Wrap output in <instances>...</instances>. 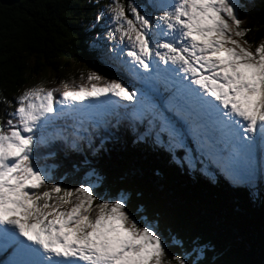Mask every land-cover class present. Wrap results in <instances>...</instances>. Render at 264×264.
Masks as SVG:
<instances>
[{
  "label": "snow or ice",
  "instance_id": "obj_1",
  "mask_svg": "<svg viewBox=\"0 0 264 264\" xmlns=\"http://www.w3.org/2000/svg\"><path fill=\"white\" fill-rule=\"evenodd\" d=\"M240 7L238 0H110L105 6V39L118 43H97V56L137 79L163 78L162 106L120 76L98 72L81 74L80 84L36 85L16 97L14 110L0 119V252L10 251L7 264H164L168 241L151 223L141 224L127 193L101 198L91 181L66 187L57 165L47 163L57 155L56 141L66 155L85 145L93 155L100 151L102 130L114 127L108 117L122 107L131 109L137 140L170 151L184 147L182 121L233 183L254 187L258 175L264 180V40H247ZM3 103L11 105L7 98ZM173 261L197 264L180 254L168 264Z\"/></svg>",
  "mask_w": 264,
  "mask_h": 264
},
{
  "label": "trees",
  "instance_id": "obj_2",
  "mask_svg": "<svg viewBox=\"0 0 264 264\" xmlns=\"http://www.w3.org/2000/svg\"><path fill=\"white\" fill-rule=\"evenodd\" d=\"M108 2L22 0L11 7L0 5V119L14 110L24 88L47 73L60 88L62 81L78 77L77 67L106 78L118 76L97 56V16ZM238 3L242 27L250 29L246 38L258 44L264 40V0ZM117 112L114 120L108 118L114 127L102 130L104 144L94 155L86 145L84 152L66 155L56 141L52 148L57 155L47 163L57 165V180L66 187L91 181L101 198L127 193L137 219L153 224L168 241L165 262L180 254L197 264H264V182L259 175L254 187L234 184L188 143L170 151L151 140H137L130 113ZM190 135L182 142H190ZM163 140L166 145V134ZM46 151L40 149L42 155ZM93 169L95 175L89 176ZM200 248L202 254L193 251Z\"/></svg>",
  "mask_w": 264,
  "mask_h": 264
},
{
  "label": "rangeland",
  "instance_id": "obj_3",
  "mask_svg": "<svg viewBox=\"0 0 264 264\" xmlns=\"http://www.w3.org/2000/svg\"><path fill=\"white\" fill-rule=\"evenodd\" d=\"M109 2L107 4L110 3V0H108ZM106 6V5H105ZM105 6L102 7L103 9L99 12V16L101 15V13L103 12V15H104V19L96 22V19H94V21L98 24L99 28L101 29L100 31V35L97 36V41L99 44H106V46L108 48H111L113 44H117L118 43V38L117 40H112V41H107L105 39V37L107 36V33H108V29L110 27V24L107 23V17L109 15V13L106 11L105 9ZM233 38H236V37H233ZM242 42V41H241ZM108 64L111 66V68L113 70H115V66L108 62ZM79 71V72H78ZM75 72L77 74L78 77H75V82L76 84H80L81 83V80H80V76H81V73H84L85 75H87V73L89 72H92V71H89V70H86V71H83L80 67H77L75 68ZM121 74V72H119ZM123 74H125L126 76L129 77V79H133L135 82L137 83H134L135 87L137 88H140V86H142L145 91L157 96L161 101H162V105H163V101H164V98L163 96H161V91L162 90H165V87H164V83H163V78H161V80L159 81H152V82H146L144 80H140V79H137L135 77H133L132 75L126 73V72H122ZM116 74V73H115ZM108 79H111V77H109ZM71 84V83H69ZM36 85H39V86H42V87H45V88H57L59 87L60 85V82L57 81L55 79V77H53L52 75H49V73H47L46 75H44L41 79H37L35 81H33L32 84L28 85L26 88H24L22 90V92L32 86H36ZM21 92V93H22ZM20 93V94H21ZM168 95V93H167ZM121 103H125V102H121ZM130 109V108H129ZM181 123L182 125H184L185 127H188V125L184 124L182 121L179 122ZM182 134V140H183V137L187 136V134ZM188 134H190L188 132ZM190 142L189 140H184L183 141V144L184 143H188L187 145H191L189 146L192 150L195 151V153L203 160H207L209 161L213 166H215L217 168V170L220 172V174H222L223 176H225L227 179H229V181L232 182L231 178L226 174L224 173L212 160V158L208 155V152H207V149H203L201 147V144L198 142V139L197 138H192V136L190 135ZM53 150V148H52ZM48 153V151H46ZM203 155L205 156V158L203 157ZM187 161L192 163V159L191 157L187 158ZM258 177V176H257ZM257 180V179H256ZM264 182V180H262ZM258 181L255 182V185ZM233 183V182H232ZM235 184V183H234ZM244 186V184H240V186ZM146 222V221H145ZM143 220H141V224L145 223ZM153 225V224H152ZM154 226V225H153ZM155 227V226H154ZM6 253L8 254V257L6 256ZM11 253L10 251H4V252H0V264H7V261L9 260V257H10ZM7 257V258H6ZM164 264H168V262H165L164 260ZM173 264H175V262H173Z\"/></svg>",
  "mask_w": 264,
  "mask_h": 264
},
{
  "label": "water",
  "instance_id": "obj_4",
  "mask_svg": "<svg viewBox=\"0 0 264 264\" xmlns=\"http://www.w3.org/2000/svg\"><path fill=\"white\" fill-rule=\"evenodd\" d=\"M22 0H0L1 6L11 7L18 4Z\"/></svg>",
  "mask_w": 264,
  "mask_h": 264
},
{
  "label": "bare ground",
  "instance_id": "obj_5",
  "mask_svg": "<svg viewBox=\"0 0 264 264\" xmlns=\"http://www.w3.org/2000/svg\"><path fill=\"white\" fill-rule=\"evenodd\" d=\"M6 256L8 257V254H7V253H6ZM7 257H6V258H7ZM9 258H10V257H9Z\"/></svg>",
  "mask_w": 264,
  "mask_h": 264
}]
</instances>
